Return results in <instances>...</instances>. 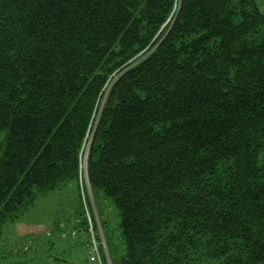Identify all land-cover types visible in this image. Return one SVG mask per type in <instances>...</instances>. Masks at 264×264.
Instances as JSON below:
<instances>
[{
	"label": "trees",
	"instance_id": "16d2710c",
	"mask_svg": "<svg viewBox=\"0 0 264 264\" xmlns=\"http://www.w3.org/2000/svg\"><path fill=\"white\" fill-rule=\"evenodd\" d=\"M0 130V224L65 180L81 197L92 132L111 264H264L255 0H0Z\"/></svg>",
	"mask_w": 264,
	"mask_h": 264
},
{
	"label": "rangeland",
	"instance_id": "374dc122",
	"mask_svg": "<svg viewBox=\"0 0 264 264\" xmlns=\"http://www.w3.org/2000/svg\"><path fill=\"white\" fill-rule=\"evenodd\" d=\"M255 2L258 10L264 12V0ZM91 136L92 132L83 144L82 159L85 152L87 157ZM3 139L4 132L0 130V140ZM83 179L81 197L86 199L90 213L92 212L100 226V237L105 241L106 247V238L109 237L116 256L123 254L119 210L112 198L102 192L96 195L95 203L84 175ZM81 197L72 180H65L52 190L36 193L31 202L17 210L14 219L0 224V264H89L86 249L79 242V234L71 237L68 233L74 228L73 219L80 210ZM61 231L67 235L63 237ZM28 240L32 241L28 251L15 252ZM105 263L107 264V259Z\"/></svg>",
	"mask_w": 264,
	"mask_h": 264
},
{
	"label": "built area",
	"instance_id": "2783aa9c",
	"mask_svg": "<svg viewBox=\"0 0 264 264\" xmlns=\"http://www.w3.org/2000/svg\"><path fill=\"white\" fill-rule=\"evenodd\" d=\"M83 157H86V152H85V156ZM83 170H85V164L82 165L81 163L82 173ZM83 206H84V215L86 222L85 227L80 230L72 229L68 233L71 237H74L77 234H79V237H81L83 241V247L86 249V254L89 262L93 264H106L105 260L107 259V264H111L110 259L108 257L105 241L102 239V237H100L101 234L100 226L96 222V218L93 217L92 212L90 213L86 203V199H83ZM61 235L65 237L67 233L63 231ZM27 248H28V244L23 247L24 250H26Z\"/></svg>",
	"mask_w": 264,
	"mask_h": 264
},
{
	"label": "bare ground",
	"instance_id": "6f19581e",
	"mask_svg": "<svg viewBox=\"0 0 264 264\" xmlns=\"http://www.w3.org/2000/svg\"><path fill=\"white\" fill-rule=\"evenodd\" d=\"M83 173H85L84 175L87 177V171L85 170V171H83Z\"/></svg>",
	"mask_w": 264,
	"mask_h": 264
},
{
	"label": "crops",
	"instance_id": "0c3cea01",
	"mask_svg": "<svg viewBox=\"0 0 264 264\" xmlns=\"http://www.w3.org/2000/svg\"><path fill=\"white\" fill-rule=\"evenodd\" d=\"M75 217V216H74ZM74 224V223H73ZM90 264V263H89Z\"/></svg>",
	"mask_w": 264,
	"mask_h": 264
}]
</instances>
